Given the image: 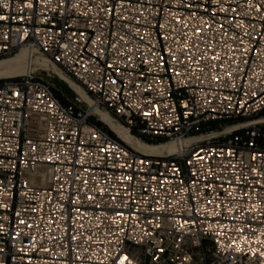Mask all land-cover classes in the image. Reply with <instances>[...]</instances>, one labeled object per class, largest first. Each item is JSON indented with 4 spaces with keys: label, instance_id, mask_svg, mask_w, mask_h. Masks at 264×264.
<instances>
[{
    "label": "built area",
    "instance_id": "built-area-1",
    "mask_svg": "<svg viewBox=\"0 0 264 264\" xmlns=\"http://www.w3.org/2000/svg\"><path fill=\"white\" fill-rule=\"evenodd\" d=\"M0 16V57L40 50L133 136L206 137L144 155L36 74L4 82L0 264H264L262 124L208 133L264 114V0H0Z\"/></svg>",
    "mask_w": 264,
    "mask_h": 264
},
{
    "label": "bare ground",
    "instance_id": "bare-ground-1",
    "mask_svg": "<svg viewBox=\"0 0 264 264\" xmlns=\"http://www.w3.org/2000/svg\"><path fill=\"white\" fill-rule=\"evenodd\" d=\"M25 50V49H23ZM30 51V68L29 71L32 72L33 74L38 72V71H44V72H51L49 69L50 64H54L44 53H42L38 49H33V50H28ZM55 65V64H54ZM6 66L8 68L12 66H16V68H19L21 66V61L19 58H12L9 60H5L3 62H0V68ZM56 66V65H55ZM59 68V67H58ZM60 69V68H59ZM55 71V69H54ZM61 73L58 77V79L63 82L66 85H76L77 83L70 77L68 76L65 72H63L60 69ZM67 76H65V75ZM78 101L77 103L81 104V101H85L89 103L90 107L88 108L89 111L92 112V115L95 117V115H98L100 117V121L108 125L124 142H126L128 145L133 147L135 150L142 152L143 154L146 155H164L167 154L168 156L175 154L176 152L180 151L181 148L188 147L189 145L200 142L204 140V136H197V137H188L180 142H173L170 141V143L162 144V145H147L145 142L143 143L142 140L139 138L133 136L131 133H129L125 127L121 123H117L116 119H113L111 114L105 110V113L103 112H97V109H102L100 107H97L93 104L91 98L88 96V94L82 89L79 94L77 95ZM96 110H93V109ZM104 110V109H102ZM96 111V112H95ZM259 123H264V120H258L254 121L248 124H243V125H238L235 126L234 128H245L255 124ZM232 129V128H229ZM211 137L217 136V133H212L210 135ZM142 141V142H141Z\"/></svg>",
    "mask_w": 264,
    "mask_h": 264
},
{
    "label": "rangeland",
    "instance_id": "rangeland-1",
    "mask_svg": "<svg viewBox=\"0 0 264 264\" xmlns=\"http://www.w3.org/2000/svg\"><path fill=\"white\" fill-rule=\"evenodd\" d=\"M12 58H16V59L19 58V60L21 61V66L19 68H16V66H12L10 68H8L6 66L1 67L0 68V85L3 84L4 82H8V81H12V80H15L17 78H20V76L22 77L25 73L27 74L28 72H30L29 71V68H30V51L21 50V51L17 52L16 54L12 55V56L0 57V62H3L5 60H9V59H12ZM49 69L51 70V72H49V73L44 72V71H38V72H36L34 74H36V76H38L39 78H42L43 80L47 81L52 86V88L54 90V93L57 94V96L65 104L74 105L75 104L74 102L78 101V99H76V98H77V95L79 94V92L83 89L82 86H80L77 82H76L77 83L76 85H73V84L72 85L71 84L70 85H66L63 82H61L58 79L61 71L54 64H50ZM54 69H55V71H54ZM80 105L84 109H88L90 107L89 103H87L85 101H81ZM93 110H96V109L94 108ZM96 111L105 113V110H102V109H97ZM111 116H112L113 119L117 120V123H121L112 114H111ZM92 118H93L92 119V123H97L98 125H100V126L104 127L105 129L109 130L110 132H113L108 125H106L105 123L100 121V117L98 115H95V117L93 116ZM258 120H264V115L263 116H254L251 119L248 118V119L240 120L237 123L238 124H248V123H251V122H254V121H258ZM216 126H217L216 124H212V126H211L212 128L210 130H208V133L210 131H213L214 133L221 134L223 132V130L217 129ZM261 129H262V132H263V135H264V123H262ZM205 133L206 132H204V135H205ZM205 138L206 137L204 136V139ZM222 138H221V140H222ZM166 143H170V142H164V143L155 144V145H162V144H166ZM151 145L152 144H150L149 146H151ZM164 156H168V155L164 154Z\"/></svg>",
    "mask_w": 264,
    "mask_h": 264
},
{
    "label": "trees",
    "instance_id": "trees-1",
    "mask_svg": "<svg viewBox=\"0 0 264 264\" xmlns=\"http://www.w3.org/2000/svg\"><path fill=\"white\" fill-rule=\"evenodd\" d=\"M264 114H259L258 116H263ZM251 119V118H250ZM212 128V127H211ZM210 128V129H211ZM143 142L147 143V144H152V145H155V144H160V143H163L162 141H156V142H152L150 141L149 139L147 138H141Z\"/></svg>",
    "mask_w": 264,
    "mask_h": 264
},
{
    "label": "snow or ice",
    "instance_id": "snow-or-ice-1",
    "mask_svg": "<svg viewBox=\"0 0 264 264\" xmlns=\"http://www.w3.org/2000/svg\"><path fill=\"white\" fill-rule=\"evenodd\" d=\"M29 6H31V5H29ZM7 19V17L6 16H0V20H6ZM217 57H213V59H216ZM130 179V178H129ZM257 242H259V241H257ZM237 251H240V248L238 247L237 248ZM254 255H255V253H253ZM261 255H264V253H261ZM127 259V257H124L122 260H121V262H120V264H124V260H126Z\"/></svg>",
    "mask_w": 264,
    "mask_h": 264
},
{
    "label": "water",
    "instance_id": "water-1",
    "mask_svg": "<svg viewBox=\"0 0 264 264\" xmlns=\"http://www.w3.org/2000/svg\"><path fill=\"white\" fill-rule=\"evenodd\" d=\"M28 51V50H27ZM29 73V72H28ZM27 73V74H28ZM32 73V72H31ZM33 74V73H32ZM24 75H26V73L24 74ZM23 75V76H24ZM21 77V76H20ZM259 124H262V123H259ZM111 129V128H110ZM238 129H241V128H232V129H228V130H226V131H224V132H222L221 134H223V133H227V132H229V131H232V130H238ZM112 130V129H111ZM113 131V130H112ZM113 133L114 134H116L114 131H113ZM117 135V134H116ZM217 135H219V134H217ZM140 153H142V152H140ZM143 154V153H142ZM144 155H146V154H144ZM150 156H164V155H150Z\"/></svg>",
    "mask_w": 264,
    "mask_h": 264
}]
</instances>
